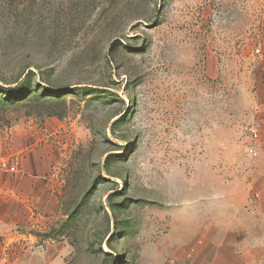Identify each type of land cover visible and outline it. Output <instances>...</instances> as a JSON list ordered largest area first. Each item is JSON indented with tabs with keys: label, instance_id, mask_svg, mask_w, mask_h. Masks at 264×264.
<instances>
[{
	"label": "rangeland",
	"instance_id": "obj_1",
	"mask_svg": "<svg viewBox=\"0 0 264 264\" xmlns=\"http://www.w3.org/2000/svg\"><path fill=\"white\" fill-rule=\"evenodd\" d=\"M263 115L264 0H0V264H264Z\"/></svg>",
	"mask_w": 264,
	"mask_h": 264
},
{
	"label": "built area",
	"instance_id": "obj_2",
	"mask_svg": "<svg viewBox=\"0 0 264 264\" xmlns=\"http://www.w3.org/2000/svg\"><path fill=\"white\" fill-rule=\"evenodd\" d=\"M255 52L258 54L260 52V48H256L255 49ZM260 131L257 130V129H252L251 130V133H250V138H251V141L253 142L252 145H249L247 146V153L252 156V157H258L260 155V148L256 146V143L258 140H260ZM264 151V150H263ZM3 166H5V164H3ZM10 171H13L14 170V167L13 166H10L8 168Z\"/></svg>",
	"mask_w": 264,
	"mask_h": 264
},
{
	"label": "crops",
	"instance_id": "obj_3",
	"mask_svg": "<svg viewBox=\"0 0 264 264\" xmlns=\"http://www.w3.org/2000/svg\"><path fill=\"white\" fill-rule=\"evenodd\" d=\"M263 117H264V115H263ZM263 124H264V122H263ZM259 131H260L261 137H260V140L257 141L256 146L261 148L262 145H264V125H263V127L261 126V129ZM259 157H260V155H259Z\"/></svg>",
	"mask_w": 264,
	"mask_h": 264
}]
</instances>
